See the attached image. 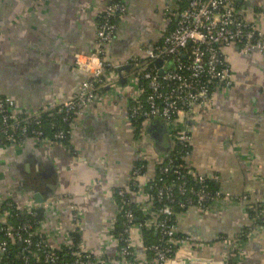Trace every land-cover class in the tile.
I'll return each instance as SVG.
<instances>
[{"label": "crops", "instance_id": "obj_1", "mask_svg": "<svg viewBox=\"0 0 264 264\" xmlns=\"http://www.w3.org/2000/svg\"><path fill=\"white\" fill-rule=\"evenodd\" d=\"M107 2L0 0V95L14 97L30 112L72 97L88 77L77 61L94 51V23ZM125 2L127 11L118 17L114 39L105 50L113 64L158 42L162 30L170 26L169 13L178 5V0ZM236 3L264 32V0H251L248 7ZM226 54L234 84L215 90L211 109L187 121V127L192 168L206 178L218 176L219 189L228 197L205 211L187 208L176 213L175 221L179 232L199 246L195 255L201 263L196 264H229L224 262L229 243L238 241L255 219L261 220L258 235L245 236L235 263L264 264V52L242 53L233 46ZM125 94L101 97L80 112L71 148L58 142L43 145L32 138L21 147L0 145V194L9 193L18 201L33 198L36 192L45 201L55 198V203L42 208V235L57 225L67 231L73 206L80 216V242L112 258L116 247L102 232L116 211L115 190L125 185L141 157L146 160L145 176L152 177L172 145L166 124L160 120L166 128L153 126L156 119L142 124L140 143L135 144ZM247 206L255 208L257 218L248 215ZM132 240L138 250L143 249L140 229L133 228ZM185 258L180 256L189 262Z\"/></svg>", "mask_w": 264, "mask_h": 264}, {"label": "built area", "instance_id": "obj_2", "mask_svg": "<svg viewBox=\"0 0 264 264\" xmlns=\"http://www.w3.org/2000/svg\"><path fill=\"white\" fill-rule=\"evenodd\" d=\"M126 11L125 0H108L97 14L101 21L94 23L96 47L91 53L81 55L77 61L88 77L80 82L72 97L57 105L30 112L19 106L14 97L0 95V145L21 147L29 138L40 141L43 145L59 142L58 140H63L67 134L71 136L73 129L77 126L76 117L84 109L95 104L99 98L119 97L126 93L129 102H132L126 108V117L131 125L137 118H142L144 121L162 120L167 125L169 137L173 134L172 144L176 142V144L190 146V129L187 127V121L211 109L215 90L230 88L234 84L226 49L238 46L242 53L264 52V32L257 30L255 24L244 15L240 8L236 7L234 0H188L184 8L170 14L171 19L175 18V24L173 28L167 27L162 30L158 43L147 46L140 54H134L122 63L113 64L105 57L106 45L112 42L117 29L112 19L124 15ZM157 59L161 60L160 66L155 65L148 69L147 61L154 62ZM125 65H129L130 70L122 73L126 78V83L122 85L119 81L118 69ZM159 72L162 74L160 75ZM139 78L146 80L149 89L146 95L147 108H143L140 100L145 90L140 87ZM160 79L166 82L165 86ZM52 108L60 113L67 130L60 128L54 133L53 138H48L43 136V132L35 128V125L39 123L41 113L51 112ZM70 114L73 116L70 117ZM139 143L140 140L136 139L135 144L139 145ZM172 148L167 156L156 164L155 169H160L161 173L173 169L172 173L177 175L180 182L161 184L162 186H156L155 195L149 193L147 188L155 184L156 172L154 169V175L147 178L145 176L146 160L141 157L138 162L143 165L134 166L125 185L115 190L116 211L107 223L105 232L102 233L110 243L115 245L116 257L112 258L104 251L94 253L79 242L76 249L70 253L71 261L59 264L201 263L198 261V255H195L199 252V246L188 235H182L179 232L175 221L176 213L172 207L166 204L155 208L154 200L166 199L173 202L172 187L175 186L178 193L185 196L180 207L205 211L221 196L226 198L228 195L223 194L219 188L215 191L209 189L207 180L218 184V176L206 178L196 174L189 161L191 149L177 151L183 164L176 165L173 159L175 150ZM188 177L195 182L196 186L187 185ZM141 178H145L143 182H139ZM158 181H162V178ZM132 196H134V206L141 212L143 218L139 224L134 222L133 211L124 210L123 207L127 202L131 203ZM245 199L244 195L242 200ZM55 202V198H48L40 205L46 208ZM0 204H4L0 208L2 224L9 221L13 211L26 212L35 216L36 210L40 208L32 197L18 201L9 193L0 194ZM70 208L72 225L64 232L60 225H57L50 232L42 235L39 230L42 226L41 221L36 228L30 224L19 227L6 225L0 228L5 236V239H0V255L10 241L29 247L32 246V237L36 236L44 239L43 246L39 243L36 245V251L46 247L69 246L70 234L79 233L80 217L73 206ZM120 217H123L124 222L121 230L115 232V223ZM254 221L256 223H253L246 233L250 239L256 237L262 227L261 220ZM140 227L155 230L165 239V245H152L147 248L143 245V249L138 250L132 240V230L140 229ZM239 247L243 245H239L237 240L230 242L224 262L234 255V250L238 257ZM148 250L154 254L151 259L147 257ZM239 252L242 253L240 249ZM181 255L186 256L185 259L189 262L185 263L183 259H180ZM56 259L49 253L46 256L49 264H55Z\"/></svg>", "mask_w": 264, "mask_h": 264}, {"label": "trees", "instance_id": "obj_3", "mask_svg": "<svg viewBox=\"0 0 264 264\" xmlns=\"http://www.w3.org/2000/svg\"><path fill=\"white\" fill-rule=\"evenodd\" d=\"M117 1V0H116ZM178 5L175 7L174 12L178 11L182 8H184L187 3L188 0H178ZM236 7L240 8V5L237 4L236 2H234ZM170 15V13H169ZM100 18L96 17L95 20V24L97 22H100ZM112 22L115 23L116 25H118V17L112 19ZM175 24L174 22V18L171 19L170 22V28H173V25ZM158 43V42H156ZM107 46V45H106ZM106 49V48H105ZM147 65H148V69L153 68L155 66V63L153 61H147ZM160 81L164 84H166L165 81H163L162 79H160ZM139 84L140 87L143 88L145 90V92L143 94H141L140 100L142 102L143 108H147V103H146V95L149 92V89L147 87V83L146 80L139 78ZM165 89H167L165 87ZM130 104H132V102H129ZM73 114H70V117H72ZM1 119V116H0ZM152 119L146 120L144 121L142 118H137L135 120H133V124L131 125L133 128V133H134V137L135 139H139V135H140V131L142 129V124L144 122L150 121ZM53 123V125L51 124ZM35 128H39L42 132H43V136L48 137V138H53L54 133L62 128L65 131L67 130V126L66 123L62 121L61 115L60 113H58L56 111V109L51 110V112H43L40 115V120L39 123L35 125ZM169 133V132H168ZM172 134V132H171ZM176 135V134H175ZM71 137V136H70ZM70 137L67 134L66 137L63 140H58V143H61L62 145H66L69 148L70 147ZM173 138V134L172 137L170 136V139ZM4 143H6L4 141V139H2ZM173 147V148H172ZM171 148L175 150V155L173 156V159L175 161V164H183V161L180 160V155L177 154V151L179 152L183 150H190L191 147L190 146H184L181 144H176V142H174L171 145ZM143 165L140 162H136L135 166H140ZM173 171V169H172ZM171 170H168V172H162L160 169H155V184H152V187H148L147 190L149 191V193L151 194H156V186H162L164 184L168 185L172 182H180V179L177 178L176 174H173ZM159 178H162V181H158ZM188 183L187 185L189 186H196L195 182L188 177ZM207 185L209 187V189L211 191H215L218 190L219 186L217 183L213 182L212 180H207ZM162 184V185H161ZM172 191H173V202H169V200L166 199H161L160 201L158 200H154V206L155 208H160L166 204L170 205L173 209V211L175 213H179L182 212L184 210H186V207H180L179 205L184 202V198L185 196H182L180 193H178L177 188L175 186L172 187ZM222 199H224L221 196ZM221 198L219 200H221ZM4 206V204H0V208H2ZM124 210H132L134 213V217L135 220L134 222L136 224H139L142 221V215L141 212L134 206V204L127 202L126 205H123ZM246 211L248 213V215L250 216H254L255 218H257L258 213H256L255 208H251L250 206L246 207ZM45 217V213H44V209H42V207L38 208L36 210V215L33 216L31 214H27L26 212L24 213H17L15 211H13V216L9 219V221L5 224L0 223V228H3L6 225H12L15 227H19L22 226L24 224H30L33 226V228L37 227L39 222L44 220ZM124 219L123 217H120L118 219V221L115 223V232H119L122 228ZM249 228L245 227V229H243V231L240 233V236L238 238V244L240 245L243 241L246 240V233L248 232ZM4 231H0V239H5V236L3 234ZM140 232H141V236H142V242L143 245L147 248L149 246L152 245H159V246H164L165 245V239L160 236L155 230L153 229H146L144 227H140ZM181 235V234H180ZM71 246H64V245H60L57 248H44L42 250L36 251L35 249L37 248V244L39 243L41 246H43V238L40 236H36V237H32V246L29 247H25L23 244H20L18 242H9L6 246V249L4 250L3 254L0 255V263L1 264H49L46 261V256L49 254H52L53 256H55L56 259V263L55 264H59L61 262H70L72 257L70 256L71 251L76 249L77 244L80 242V234L75 232V233H71ZM45 251V252H44ZM147 257L149 259H151L152 257H154V254L151 251H147ZM234 255H231L228 260L227 263L229 264H235L236 261V254H235V250L233 251Z\"/></svg>", "mask_w": 264, "mask_h": 264}, {"label": "water", "instance_id": "obj_4", "mask_svg": "<svg viewBox=\"0 0 264 264\" xmlns=\"http://www.w3.org/2000/svg\"><path fill=\"white\" fill-rule=\"evenodd\" d=\"M234 1L235 2H238V3L243 2V4H244L245 7L246 6L248 7L251 4V0H234ZM154 63H155L156 66H160L161 60L157 59V60L154 61ZM129 70H130V66L129 65L122 66V67H120L118 69L119 81H120V83L122 85L126 83V78L123 76L122 73H127ZM159 74L161 75L162 72H159ZM163 139L166 140V135H164V138ZM33 198L38 203H41V202L44 201L43 196L41 194L37 193V192L33 194Z\"/></svg>", "mask_w": 264, "mask_h": 264}, {"label": "rangeland", "instance_id": "obj_5", "mask_svg": "<svg viewBox=\"0 0 264 264\" xmlns=\"http://www.w3.org/2000/svg\"><path fill=\"white\" fill-rule=\"evenodd\" d=\"M163 122H164V121H163ZM163 122L160 121V120H157V121L153 124V126H160V125H162L163 128H166L167 125L165 126L166 123L164 122V123H165V124H164ZM163 131H164V129H162V130L160 131V133L163 132Z\"/></svg>", "mask_w": 264, "mask_h": 264}]
</instances>
